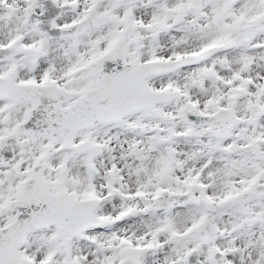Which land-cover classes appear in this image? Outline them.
<instances>
[{
	"label": "snow or ice",
	"instance_id": "1",
	"mask_svg": "<svg viewBox=\"0 0 264 264\" xmlns=\"http://www.w3.org/2000/svg\"><path fill=\"white\" fill-rule=\"evenodd\" d=\"M0 264H264V0H0Z\"/></svg>",
	"mask_w": 264,
	"mask_h": 264
}]
</instances>
